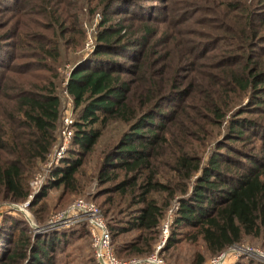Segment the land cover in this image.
<instances>
[{"label":"trees","instance_id":"obj_1","mask_svg":"<svg viewBox=\"0 0 264 264\" xmlns=\"http://www.w3.org/2000/svg\"><path fill=\"white\" fill-rule=\"evenodd\" d=\"M10 1L37 15L31 20L34 27L23 22L0 33V68L19 74L35 71L29 73L34 79H28L0 69V201L28 200L33 208L51 188L80 192L78 174L84 158L108 132L96 178L100 185L110 186L103 190L108 196L100 204L113 240L137 231L117 252L127 256L152 252L160 222L175 196L178 205L165 250L178 242L179 235L197 243L200 249L188 264H204L207 256L264 234V125L243 117L246 108L225 120L229 97L238 90H259L251 94V103L254 111L264 109V68L253 55L234 67L246 49L263 41L255 21H264L263 13L256 11L264 0H220L219 7L203 4L204 12L221 15L219 26L205 17V26L221 31H200L206 32L204 43L183 35L181 28L160 31L147 16L131 10L138 5L135 0H101L94 48L71 66L65 83L77 110L72 146L32 198L28 180L55 144L60 118L52 64L60 55L58 35L77 27L76 20L67 19L74 13L64 7L70 0H0V5L9 7ZM113 13L122 15L112 18ZM2 24L1 28L6 26ZM232 41L234 47L223 45V51L240 53L218 61L221 73L204 70L195 79L192 72L204 65L200 52ZM163 43L165 47H157ZM23 47L29 49L16 53ZM17 56L32 59L12 61ZM192 107L190 115L187 109ZM224 121V136L202 163L193 142L203 144L209 126ZM250 137L260 140L257 152L244 148ZM239 142L242 147L235 145ZM163 169L173 174L162 180ZM1 223L0 264H57L55 254L73 238L81 234L90 238L85 222L37 235L30 232L23 215H4ZM182 228L189 230L180 232ZM226 264L263 263L243 256Z\"/></svg>","mask_w":264,"mask_h":264},{"label":"rangeland","instance_id":"obj_2","mask_svg":"<svg viewBox=\"0 0 264 264\" xmlns=\"http://www.w3.org/2000/svg\"><path fill=\"white\" fill-rule=\"evenodd\" d=\"M25 1V0H24ZM67 1V0H66ZM61 4L63 7L64 4ZM71 2L68 3L66 10L72 11L75 13L70 14L69 17L67 15V19L70 21L76 20V29L74 32H66L64 35H58L59 39V51L60 55L55 61H52L53 66L55 67L56 76L54 77L56 81L55 90L60 97V118L58 122V128L56 131V143L60 142L61 137V127L63 124L62 118L67 112H70L71 117L76 120L77 118V110L74 108V104L72 101L71 95L65 89L66 79L69 73L71 66L81 57L89 55L90 52L94 48V42L96 39L97 29L99 27L100 19H101V7L102 2L101 0H70ZM137 1L136 4L131 6V10L134 9L135 13H137L140 17L147 16V20L151 23L158 25L160 31L165 30L168 28L167 31H175L173 28H181V33L188 37H191L194 40H199V42H206L207 36L205 33L200 34V31L208 30L210 34L220 33V28H208L205 26V17H210L214 21L212 23H216L213 25H220L221 15L216 17L215 14H211L208 11H203L201 6L203 4H207L208 6H213L216 3V7H219L220 3L217 1L220 0H135ZM188 1V3H187ZM23 2V1H21ZM24 4V2H23ZM9 7H4L0 5V25L2 23H6V26L0 27V33L5 32L11 25H18V23H28L30 26L34 27L31 20H34L37 13H25L23 12V8L16 6L13 4L12 1L8 2ZM29 8L28 5L25 6ZM256 11H261L264 16V4L258 6ZM222 13V12H221ZM18 15V17H17ZM122 14L113 13L112 18L119 17ZM17 17V18H16ZM136 23L138 20L133 19ZM259 29V34H262V42H259L255 47H249L245 51V56H243V60L239 62L237 65L235 64L234 67H239L242 63H244V59L248 55H253L252 59L258 63V66L264 68V21H255ZM3 25V24H2ZM173 25V26H170ZM26 27V26H25ZM185 30V31H184ZM50 33V32H49ZM180 33V32H178ZM198 33V34H197ZM51 35V34H50ZM56 37L55 35H51ZM211 38V37H208ZM15 38H8L7 41H11ZM6 41V40H3ZM229 43V42H227ZM234 43L232 44H224L219 43V47L214 48L213 46L210 47L208 50L201 51L200 53L203 55L199 56V60L204 63V65L196 66L195 70L192 72L195 79H200V73L204 70H213L218 73H221V66L218 61L220 59H225L226 56L230 54L240 53L239 49L234 50H224L223 45H231L234 47ZM211 44H208L204 47H209ZM157 47H165V43L157 45ZM28 48H18L16 49V53L19 51H23ZM15 50V49H14ZM27 59H32L27 56H17L12 61L14 62H22ZM219 65H218V64ZM229 68L230 66H225ZM1 71L5 72L8 75H12L14 77H24L28 79H34L33 75L31 76L29 73H33L35 70H31L30 72H26L25 74H19L18 72L10 71L6 68H0ZM4 69V70H3ZM41 72H46L45 70H38ZM184 73V72H183ZM187 75V73L183 74ZM190 80L188 77L187 81ZM196 80V81H197ZM192 81V80H191ZM259 90L255 92H251V90H238L234 92L233 95L229 97V111L226 114L225 120L229 119V116L236 112L240 108H246L248 112L242 113L243 117L251 118L261 124L264 125V109H259L258 111H254L253 104L251 103V94H258ZM261 93V92H259ZM264 96V94H263ZM197 97L199 94L197 93ZM264 100V99H263ZM192 103V102H191ZM264 106V105H263ZM263 108V107H261ZM187 111L192 114L193 107L188 108ZM198 122H202L200 119H197ZM183 122L188 126L190 123L188 119L185 117L183 118ZM170 125V124H169ZM227 123L226 121L222 122L221 125H211L209 126V135L204 141V143H199L197 141L193 142V147L201 156V162L204 163L205 160L208 158L209 154L214 149L218 140H220L224 136V130ZM175 129V127H172ZM73 133H74V126H73ZM113 133V132H112ZM109 135L110 133L106 132L99 138L96 145L93 149L85 156L83 165L81 167V171L78 174L79 186H81V190L78 193H68L66 191H62V187L58 188H51L46 196L39 201L33 208L30 207V203L27 206L28 215L31 218L32 225L35 226V229L31 227V223L28 222V225L31 227L30 232L34 235L42 234L48 232L50 230H46L45 232L38 231L41 227L45 226L51 218H56V216L66 210V208L71 205L75 200L83 199L87 201H91L98 206L101 211L103 220L109 231L108 226V217L105 215L104 206L100 203L104 198L108 196V194L102 193L103 190L110 186V183H106L105 185H100L97 181V166L98 162L102 158L103 150L106 149L107 143L109 142ZM72 141V140H71ZM260 140L257 138H249V142L247 145L244 146L246 149H253L254 151H258L259 149ZM235 145L242 147V143H235ZM71 143L68 146V149L71 147ZM68 151V150H67ZM53 150H51V155L47 157V160L44 162H39L34 169L31 177L28 180V185L31 193H36L41 188V186L46 182L51 171L54 166L60 163L57 162L54 164L53 159ZM67 152L65 153V155ZM172 171H168L166 169L161 170L160 178L163 179L164 176L172 175ZM196 175L191 177L193 180ZM41 185V186H40ZM164 195V193L162 194ZM161 195H158V197ZM176 196L171 198L169 201V205L167 210L160 222L159 225V235L155 240L152 248V252L142 255V256H135V255H126L124 252H117V249H121L124 244L129 242L136 234L137 231L132 230L126 233L119 235L116 239L113 240L111 233L110 235V248L112 255L119 261L125 262L127 264H147L146 260L149 257L157 256L158 258L162 259L165 264H188L190 263L192 257L194 256V252L197 249H200V245L191 244L187 239H184L182 235H179L178 242L168 250H165L166 241L171 233V224L173 221V216L175 212L176 206ZM26 201L16 202L11 200H1L0 201V228L2 225V219L4 215H11L14 217L23 215L19 211L20 206L25 204ZM176 202V203H175ZM10 206L12 208H10ZM172 211V221L168 229V235L165 240H163L162 236V225L166 221L168 217V213ZM123 217V215H119ZM25 217V216H24ZM126 218V217H125ZM26 219V218H25ZM27 220V219H26ZM187 228H182L180 232H186ZM240 247L248 248L252 250L251 252L256 253H264V234L259 238H248L246 241L237 244ZM226 251V250H225ZM59 259L57 264H94L96 259L94 260V249L91 245V240L88 236L81 234L75 238H73L69 244H67L64 249L55 254ZM247 257V259H255L260 261L253 255H249L248 253H240L236 256L232 252L228 253L225 256L224 261L222 264L235 262L241 257ZM217 256L209 257L207 256L204 264H213ZM261 262V261H260ZM97 263V262H96ZM264 264V262H261Z\"/></svg>","mask_w":264,"mask_h":264},{"label":"built area","instance_id":"obj_3","mask_svg":"<svg viewBox=\"0 0 264 264\" xmlns=\"http://www.w3.org/2000/svg\"><path fill=\"white\" fill-rule=\"evenodd\" d=\"M62 121L63 124L61 127V140L59 143L54 144L51 148V150H53L52 155L54 159V164L63 159L73 137V124L75 120L71 117L70 112H67L64 115ZM51 150L47 154L46 159L44 161H46L47 157L51 155ZM34 194L35 193H32L30 198H32ZM28 204L29 201L27 200L25 204L20 206L19 211L23 213L27 221L31 223L32 220L28 215L27 210ZM177 205L178 204L176 203L175 210L177 209ZM10 208L12 207L10 206ZM171 216L172 211L168 213V217L162 225L163 240H165L168 235V229L172 221ZM81 222H85L87 224L91 245L94 249V257L96 259L97 264H127L125 262L117 260L112 255L108 228L105 224V221L103 220L100 209L96 204L91 201L83 199L75 200L71 205L66 208V210L60 212L56 216V218H51L49 222L45 226L41 227L38 231L45 232L46 230L67 228ZM31 227L35 229V226L32 225V223ZM251 251L252 250L248 248L240 247L237 244H234L227 248L226 251H223L218 254L213 264H222L225 256H227V254L230 252L236 254V256L240 253H248L249 255H253L258 258L261 262H264V253H256ZM146 262L147 264H165L164 261L158 258L157 256L147 258Z\"/></svg>","mask_w":264,"mask_h":264}]
</instances>
